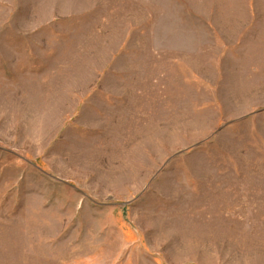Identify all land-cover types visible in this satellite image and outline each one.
Listing matches in <instances>:
<instances>
[{
    "label": "rangeland",
    "instance_id": "rangeland-1",
    "mask_svg": "<svg viewBox=\"0 0 264 264\" xmlns=\"http://www.w3.org/2000/svg\"><path fill=\"white\" fill-rule=\"evenodd\" d=\"M0 264H264V0H0Z\"/></svg>",
    "mask_w": 264,
    "mask_h": 264
}]
</instances>
